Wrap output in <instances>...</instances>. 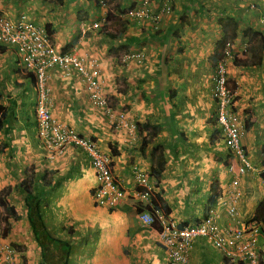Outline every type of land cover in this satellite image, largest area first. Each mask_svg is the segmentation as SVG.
Segmentation results:
<instances>
[{
	"label": "crops",
	"instance_id": "1",
	"mask_svg": "<svg viewBox=\"0 0 264 264\" xmlns=\"http://www.w3.org/2000/svg\"><path fill=\"white\" fill-rule=\"evenodd\" d=\"M168 1L172 8L158 15V34L148 23L122 17L117 30L107 27L118 32L113 39L93 27L99 18L104 22L106 8L92 0H0L4 17L15 21L26 16L48 31L54 45L76 53L88 68L97 65L108 98L117 84L127 82V89L114 94L118 99L114 110L130 102L135 111L131 115L139 122L133 136L128 129L117 128L109 114L89 99L80 74L74 69L48 70L52 116L96 142L125 190L126 197L117 207L96 205L92 192L97 182L88 155L75 146L58 153L42 144L35 120L33 74L13 46L0 42V191L10 188L5 200L20 215L17 220L9 219L6 240L24 246L20 251L23 264L41 260L26 218L25 192L18 187L29 168L34 171V192L44 224L55 237L72 245L69 264H169L166 249L157 241V230L143 222L136 210L137 203L148 202L133 193L134 168L147 175L154 193L160 192L167 205L162 210L166 219L181 226L204 218L208 199L216 192L209 210L217 223L227 224L224 200L231 183L228 162H224L228 153L214 121L210 79L212 53L225 33L218 20L227 16L238 20L225 60L228 79L236 84L233 108L243 122L241 142L252 164L239 183L235 217L239 225L253 217L264 196V0ZM152 2L155 13L166 5V0ZM247 28L261 33L256 35L261 45L253 51L261 59L253 65H234V54L248 44ZM132 50L141 53L142 62L133 57L126 60ZM144 122L159 126L158 133L150 135L148 129L140 128ZM155 145H160L166 159L158 185L150 174ZM154 200L151 197L149 204ZM258 242L260 264H264V235ZM187 264L236 263L210 239L199 237L192 241Z\"/></svg>",
	"mask_w": 264,
	"mask_h": 264
},
{
	"label": "built area",
	"instance_id": "2",
	"mask_svg": "<svg viewBox=\"0 0 264 264\" xmlns=\"http://www.w3.org/2000/svg\"><path fill=\"white\" fill-rule=\"evenodd\" d=\"M97 2L99 6H105L103 0H97ZM168 2L166 0V5L160 9L159 13H146L149 10L146 0L135 9L125 11L124 14L130 19L150 17L153 22H157L161 12L170 10ZM93 27L99 28V23L94 22ZM0 42L13 46L21 56L23 66L33 74L36 90L35 120L37 134L42 144L58 153L63 152L67 146L81 148L88 155L94 170L97 184L93 188L92 197L95 204L108 208L120 205L126 193L112 172L110 160L102 154L94 140L56 121L48 103L50 98L48 70L53 67L65 72L74 69L86 83L88 97L92 103L109 114L117 128H126L133 136L136 126L126 120L125 111H116L110 105L100 84L98 66L91 65L88 68V65L76 53L54 45L50 41L48 31L26 16L13 21L0 14ZM211 84L212 96L216 103V122L224 137L226 148L236 158V161L230 162L227 166L228 173L235 177L231 181L228 198L224 200L227 224L217 223L211 210L199 221L181 226L166 219L157 211L160 229H156V238L166 249L169 264H187L192 241L199 237L210 239L214 246L233 263L260 264L258 239L263 233L259 223L250 219L239 225L235 217L234 205L241 195L237 178L250 170L252 164L241 143L243 122L233 109V96L227 84V69L223 61H219L215 66ZM134 178L139 188L133 191L134 195L149 199L151 187L148 185L147 175L134 168ZM219 199L222 200V197ZM139 216L149 225H152L155 220L149 212H142ZM3 240L4 236L0 227V264H23L20 259L21 252L10 242L3 244Z\"/></svg>",
	"mask_w": 264,
	"mask_h": 264
},
{
	"label": "trees",
	"instance_id": "3",
	"mask_svg": "<svg viewBox=\"0 0 264 264\" xmlns=\"http://www.w3.org/2000/svg\"><path fill=\"white\" fill-rule=\"evenodd\" d=\"M96 1L97 0H92ZM112 16L115 17L116 15L112 11H108L105 16L106 23L111 21ZM105 23V24H106ZM218 24L224 30V35L216 42L215 50L212 53V60L213 65L216 64L219 58H222L225 55L226 50H232V41L234 36H236L237 29H238V20L234 17H224L218 20ZM108 26L104 25L101 29L102 32L106 33L111 38L115 39L118 37V32L112 33L108 31ZM260 35V32H256L250 28L244 30V36L248 37V45L246 49L240 53H235L232 63L234 65H253L260 61L261 56L257 55L255 47L261 45L260 43L253 44L252 43V35ZM260 51V47L258 48ZM228 81H230L228 79ZM236 88V84L230 87V90L233 91ZM139 125V124H138ZM144 127L148 129V134L156 135L158 133L159 126L157 125H150L148 122H144L140 125V128ZM152 157L155 160L154 166L151 167L150 174L156 177V184L158 185L159 178L161 173L164 169L166 159L165 155L162 152L160 145H155L152 148ZM30 170V172H29ZM25 176L20 180L18 187L24 190L25 198H24V207L26 210V218L30 226V233L32 234L36 244L39 247L40 252V263L39 264H69L70 255L72 252V245L67 242L66 240L60 239L55 237L46 227L44 221L42 219L41 211H40V202L38 197L34 192L33 186V179H34V171L29 168L24 171ZM10 188L6 187L0 191V208L4 209V212L0 214L1 220L0 223L9 225V219L17 220L20 218V215L15 210L13 205H10L6 202L5 197L9 193ZM217 196L216 192H213L210 198L208 199L207 206L205 209L204 216L207 215L209 207L213 204L215 197ZM152 197L155 199L153 205L149 204H136V210L139 213L143 211H148L154 217V222L152 226L155 229H160V223L157 215V211L165 210L167 205L164 202L160 192L152 193ZM256 221H258L261 225V230L264 232V196L259 201L256 206L254 215L252 217ZM2 224V225H3ZM10 227L8 226L4 229L5 233L7 234ZM3 234L6 236V234ZM13 244L14 247L18 251H21V247L18 244ZM24 261V258H23ZM25 262V261H24Z\"/></svg>",
	"mask_w": 264,
	"mask_h": 264
},
{
	"label": "rangeland",
	"instance_id": "4",
	"mask_svg": "<svg viewBox=\"0 0 264 264\" xmlns=\"http://www.w3.org/2000/svg\"><path fill=\"white\" fill-rule=\"evenodd\" d=\"M104 2H105V8H106V13L108 12V11H117L116 13H115V17H113L112 16V19H111V24L108 26L109 28H110V30L111 31H114V27H115V29L117 30V26H119V24L122 22V17H125V11H128L129 9H135L136 7H138V6H140V4H141V2L142 1H146V0H103ZM97 5H100L99 4V2H96V1H94ZM147 2H148V9L149 10H147L146 11V13H148V14H154L155 13V9L157 10V8H155V5H154V3L152 2V0H147ZM122 3H125L126 5H125V7H121V4ZM168 4H169V9H171L172 8V5L170 4V2H168ZM164 5V4H163ZM165 6V5H164ZM163 6V7H164ZM162 8V7H161ZM161 8H158L159 10L157 11L158 13L160 12V9ZM170 11V10H169ZM162 13V12H161ZM121 15V16H120ZM148 16V15H147ZM162 16V15H161ZM130 20V19H129ZM131 20H133V21H135V22H137V23H140V24H143V23H148L147 25L148 26H150V29L151 30H153L152 32L154 33V34H158V32H159V24H157L158 23V21L157 22H153V19H151L150 17H141V18H131ZM99 21V22H98ZM98 21H96V22H98L99 23V28H100V25H101V22H102V20H101V18H99L98 19ZM106 23V20L104 21V22H102V25H101V27L103 28L104 27V25H106L105 24ZM157 25V26H156ZM101 28V29H102ZM252 42H253V44L254 43H257V40L259 39L257 36H256V34H253L252 36ZM254 40V41H253ZM243 47H245V45H243ZM124 54H126V55H128V53H124ZM123 54V55H124ZM122 55V58L124 59V56ZM131 57H133L135 60H136V58L137 59H140L139 61L140 62H142V58H143V56H141V53L139 52H137V51H135V50H132V54H130L129 55V57L126 59V60H129ZM125 58H126V56H125ZM225 58H226V54H225V56L223 57V58H221V59H223V61L225 60ZM220 59V58H219ZM125 60V61H126ZM125 61H122V59H120V62H125ZM224 62H226L225 64H226V66H228L227 65V63H228V61H224ZM214 67V66H213ZM213 72H214V68H213V71H212V74H213ZM122 74V73H121ZM121 74H120V76H121ZM212 74H211V76H212ZM121 78V77H120ZM210 79H211V77H210ZM119 80V79H118ZM233 85V83L232 82H230L229 81V87H231ZM128 84H127V82H123V80L121 81V83L120 84H117L116 85V92H120L119 90H122V89H127L128 88ZM133 90V89H132ZM210 90V89H209ZM134 91V90H133ZM211 91H212V87H211ZM115 92V93H116ZM114 93V94H115ZM110 94V98H108V96H107V94H106V92H105V95H106V97L108 98V101H109V103H110V105L112 106V108H115V105H116V101H118V99H116L115 98V95L114 94H112V93H109ZM134 93L133 92H131L130 94H129V96L130 95H133ZM211 96H212V94H211ZM212 99H213V97H212ZM234 100H235V98H234ZM131 102H134V99L131 101ZM123 105L120 107V109L119 110H123V111H125V113H126V120L129 122V123H131V124H133V125H137V124H139V122H137V120H135V115H134V117L131 115L133 112L135 113V111L133 110V111H131V107H132V103H130V102H128V103H122ZM131 118H134V119H131ZM216 119H214V121H215ZM136 128V127H135ZM241 139H242V135H241ZM224 145V144H223ZM223 148L226 150V148H225V145L223 146ZM228 153V152H227ZM219 157H222V156H219ZM233 159H235V158H233L232 157V155L231 154H229L228 153V158H227V161L226 162H224V164L225 163H229V161L231 162ZM241 177L242 176H238V178H237V180H238V182L239 183H241ZM235 177H232V176H229L228 177V180L229 181H232L233 179H234ZM239 183H238V185H239ZM239 188H240V185H239ZM152 197V196H151ZM151 199V198H150ZM153 205V204H152ZM2 212H4V209L3 208H0V214L2 213ZM162 214V215H164V214H166V213H164L162 210H159V214ZM1 220H3L2 218H1V216H0V222H1ZM3 224V223H2ZM10 224V223H9ZM9 225H6V224H3V225H0V227L2 228V235L5 233V231H4V229H6L7 227H8ZM10 227V226H9ZM9 231L10 230H8L7 232V234H9ZM6 234V233H5ZM6 234V236H4V240H3V244H7V242H9V241H7L6 240V237L8 236ZM82 235V234H81ZM10 243H12V242H10ZM15 244V243H14ZM18 246H20L21 247V250H23V248L22 247H24V246H22V245H19L18 244ZM76 251L78 250V248L77 247H75L74 248ZM37 252V251H36ZM40 253V252H39ZM21 257H22V254L20 255ZM84 264V263H83Z\"/></svg>",
	"mask_w": 264,
	"mask_h": 264
},
{
	"label": "clouds",
	"instance_id": "5",
	"mask_svg": "<svg viewBox=\"0 0 264 264\" xmlns=\"http://www.w3.org/2000/svg\"><path fill=\"white\" fill-rule=\"evenodd\" d=\"M104 21H105V19H104ZM101 28H102V27H100V30H101ZM247 45H248V44H247ZM247 45L245 46V49H246ZM228 51H230V50H228ZM224 53L226 54V51H225ZM224 56H225V55H224ZM224 56H223V57H224ZM223 57H222V58H223ZM219 61H223V59H221V58L218 59V61H217L216 64L214 65V69H215V66L217 65V63H218ZM223 62H224V61H223ZM224 63H225V62H224ZM225 65H226V64H225ZM226 69H227V66H226ZM227 84H228V87H229L228 75H227ZM229 88H230V87H229ZM86 89H87V88H86ZM231 92H232V91H231ZM232 96H233V94H232ZM212 97H213V96H212ZM213 99H214V98H213ZM214 101H215V100H214ZM232 104H233V100H232ZM215 105H216V103H215ZM113 109H114V108H113ZM233 109H234V108H233ZM234 110H235V109H234ZM215 119H216V108H215ZM216 123H217V122H216ZM137 125H138V124H137ZM217 125H218V124H217ZM218 127H219V126H218ZM219 130H220V129H219ZM220 132H221V131H220ZM223 138H224V137H223ZM241 143H242V142H241ZM224 144H225V140H224ZM242 146H243V145H242ZM225 148H226V145H225ZM243 149H244V147H243ZM226 151H227L229 154H231L233 158H235L234 155L232 154V152H230L227 148H226ZM244 151H245V149H244ZM245 154H246V156L248 157L246 151H245ZM248 159H249V158H248ZM232 161H233V162L236 161V158L233 159ZM232 161H231V162H232ZM263 162H264V155H263L262 165H263ZM229 163H230V162H229ZM229 163H228V164H229ZM228 164L226 165V168H227ZM229 174H230V173H229ZM243 175H244V174H243ZM243 175H242V176H243ZM230 176L234 177L233 174H230ZM230 183H231V181H230ZM135 188H136V189H139L138 186H136ZM134 190H135V189H134ZM134 190H133V191H134ZM239 190H240V188H239ZM124 191H125V190H124ZM92 193H93V192H92ZM133 193H134V192H133ZM152 193H154V192L152 191V188H151V191H150V197H149V199H147L148 204H149V202H150V198H151V196H152ZM152 204H153V203H151V204H149V205H152ZM208 210H209V209H208ZM143 212H148V211H143ZM149 213H150V212H149ZM139 214H140V213H139ZM207 214H208V213H207ZM206 216H207V215H206ZM201 219H202V218H201ZM249 220H250V219H249ZM251 220H255V219L251 218ZM197 221H199V220H197ZM255 221H256V220H255ZM256 222H258V221H256ZM258 223H259V222H258ZM259 225H260V223H259ZM260 228H261V225H260ZM261 231H262V230H261ZM262 233H263V235H264V232H263V231H262ZM259 245H260V244H259V242H258V247H259ZM259 250H260V255H261V249H260V247H259Z\"/></svg>",
	"mask_w": 264,
	"mask_h": 264
}]
</instances>
